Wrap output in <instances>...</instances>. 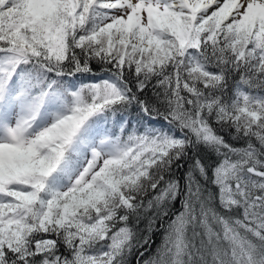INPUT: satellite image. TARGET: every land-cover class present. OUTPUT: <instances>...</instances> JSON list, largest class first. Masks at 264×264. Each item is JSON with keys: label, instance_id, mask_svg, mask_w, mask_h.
Here are the masks:
<instances>
[{"label": "snow or ice", "instance_id": "6c2138e0", "mask_svg": "<svg viewBox=\"0 0 264 264\" xmlns=\"http://www.w3.org/2000/svg\"><path fill=\"white\" fill-rule=\"evenodd\" d=\"M0 264H264V0H0Z\"/></svg>", "mask_w": 264, "mask_h": 264}]
</instances>
